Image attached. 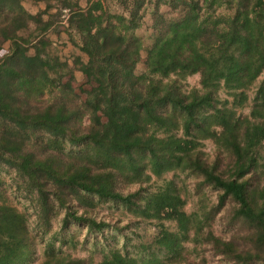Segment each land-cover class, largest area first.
I'll return each instance as SVG.
<instances>
[{"label": "trees", "instance_id": "obj_1", "mask_svg": "<svg viewBox=\"0 0 264 264\" xmlns=\"http://www.w3.org/2000/svg\"><path fill=\"white\" fill-rule=\"evenodd\" d=\"M22 1L0 0V38L12 47L0 58V169L16 172L35 219L0 204V264H30L33 233L44 239L61 213V231L73 224L104 231L110 224L96 218L103 203L123 205L160 228L143 246L145 259L119 251L99 263L73 258L57 247V232L46 241L41 264H208L190 257L184 241L191 234L223 261L264 264V95L260 108L238 113L245 91L264 75V0H116L121 13L104 0L78 10V0H64L68 27L81 44L74 64L98 84L84 101L68 80V62L43 37L51 21L38 23ZM149 3L154 35L145 47L136 31ZM163 5L177 17L167 19ZM32 23L41 33L34 41L21 34ZM193 75L200 88L187 91L184 81ZM222 91L233 99L221 98ZM206 140L216 145L213 157L201 149ZM177 170L195 177L192 214L172 182L156 190L149 185ZM2 185L0 177V191ZM132 185L137 188L128 191ZM204 188L216 192L215 201ZM228 204L232 222L245 231L232 239L213 230Z\"/></svg>", "mask_w": 264, "mask_h": 264}, {"label": "rangeland", "instance_id": "obj_2", "mask_svg": "<svg viewBox=\"0 0 264 264\" xmlns=\"http://www.w3.org/2000/svg\"><path fill=\"white\" fill-rule=\"evenodd\" d=\"M46 5V10L39 11L40 20L51 21L54 28L52 33L59 35L62 31L65 32L64 22L67 23L70 10L65 8L64 0H43ZM77 0H73L75 2ZM85 4L88 0H78ZM105 5L112 13H121L123 11L122 6L116 0H104ZM77 2V3H78ZM32 3V1H31ZM79 5L74 7V10H78ZM161 13L167 19L177 17L176 11L170 9L168 6L163 5L160 8ZM152 11L153 5L147 4L145 8L144 25L142 28L136 31V34L144 39L145 47L151 45L153 41L154 31L152 29ZM41 15V17H40ZM44 17V18H43ZM38 23H42L36 20ZM39 25L32 23L28 30L21 32L27 39L34 41L38 35L40 36V29L37 28ZM50 32V31H46ZM45 32V33H46ZM43 33V37L46 34ZM51 34V33H49ZM48 34V35H49ZM68 36V35H67ZM46 39V38H45ZM60 40V39H59ZM70 40L72 37L70 36ZM60 42V41H59ZM55 42L54 45L50 46L49 51L52 54L58 55L63 61L68 62L70 67V75L68 80L71 82L74 90L82 101L86 99L88 91L97 88L96 82L90 81L88 77L83 74L74 64V54L69 51V47L65 42ZM70 42V41H69ZM30 45V49H31ZM66 50V51H65ZM33 49L30 50L32 53ZM12 52L11 43L9 41L0 38V58L9 56ZM77 50H74L76 53ZM71 56H67L68 54ZM76 57V56H75ZM146 53L142 52L141 62L137 67V73H143L145 70ZM199 75H193L188 77L184 81V89L189 91L190 89L197 87L200 88ZM264 82V75L256 81V83L248 88L245 93L248 97L247 102L243 107L238 108V113L242 115H249L255 107H261L263 104L264 92L260 91ZM221 98H228L230 101L233 99L228 96L227 91L221 92ZM105 121L106 119L103 118ZM201 149L207 153V155L213 157L216 153V145L211 140L203 142ZM264 153V152H263ZM0 177L3 185L0 191V204L6 202L10 206L16 208L18 211L24 212L33 222L35 219L34 207L30 200H27L21 191L17 189V176L16 172L4 166L0 169ZM169 182L173 183V187L180 193L185 201L184 211L187 214H192L198 210V196L196 193V180L193 174L183 173L181 171H172L166 173L161 178L153 177L149 185L152 190L160 189L165 187ZM136 186L132 185L128 191H134ZM204 192L209 194V198L213 201L216 200V192L204 188ZM127 191V192H128ZM233 206L228 204L223 211L216 217L213 223L214 232L226 239H232L233 236L241 235L245 231L242 230L240 224L231 220L233 213ZM63 213L53 220L52 231L47 234L44 239L41 236L33 233V240L35 243L36 256L30 264H41L44 260V247L46 241L55 233L58 232L57 247L64 253L71 255L73 258L87 259L92 258L95 263H99L103 257L112 251H119L124 254H129L140 259H145L147 252L143 251L144 245L151 244L156 236L158 235L160 228L155 224L154 221L142 220L137 218L131 211L126 209L123 205L114 203H103L99 206L96 211V218L106 220L110 224V227L106 228L102 232L90 233L88 228L79 224H73L69 230L61 231V219ZM165 226L171 231H177L176 223L171 221H165ZM192 234L189 238L184 241V246L188 252L191 253L190 257L193 259H205L207 258L208 264H231L228 261H223L221 256L213 255L211 251L205 249L200 245H196L191 241ZM159 257L162 253H157Z\"/></svg>", "mask_w": 264, "mask_h": 264}, {"label": "crops", "instance_id": "obj_3", "mask_svg": "<svg viewBox=\"0 0 264 264\" xmlns=\"http://www.w3.org/2000/svg\"><path fill=\"white\" fill-rule=\"evenodd\" d=\"M32 1V3H31ZM22 4L24 6V8L31 14L33 15L36 20H39L40 22H49L48 20L45 21V19L43 20H40L39 18V11L40 10H46V5L44 4V1L43 0H23L22 1ZM78 5H79V8H86L87 5H88V1L85 2V4H82V1L78 2ZM41 17V15H40ZM44 18V17H43ZM64 25L66 28L65 29V32L62 31L59 35H56V37H54L55 35L52 33V29L54 28L53 25L50 26V28L47 30V31H50V32H46V40H48L51 44L52 42H54L53 44H55V42H65L67 44V46L69 47V51H71L75 56L74 58L76 59L77 57H80L82 55L81 53V50H80V39L79 37L77 36V34L71 30L69 27H68V24L66 22H64ZM51 33V34H49ZM49 34V35H48ZM68 35V36H67ZM70 36L72 37V40L74 39V41H71L70 40ZM60 39V40H59ZM70 41V42H69ZM59 42V43H60ZM74 50H77L76 53H74ZM66 51V50H65ZM72 54H68L67 56H71ZM61 57V56H60ZM84 59V58H83Z\"/></svg>", "mask_w": 264, "mask_h": 264}]
</instances>
